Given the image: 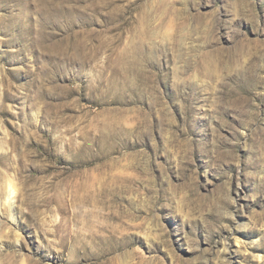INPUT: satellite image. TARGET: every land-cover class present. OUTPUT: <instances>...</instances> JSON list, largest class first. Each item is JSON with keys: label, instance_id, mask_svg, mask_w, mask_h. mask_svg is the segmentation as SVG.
Segmentation results:
<instances>
[{"label": "rangeland", "instance_id": "rangeland-1", "mask_svg": "<svg viewBox=\"0 0 264 264\" xmlns=\"http://www.w3.org/2000/svg\"><path fill=\"white\" fill-rule=\"evenodd\" d=\"M0 264H264V0H0Z\"/></svg>", "mask_w": 264, "mask_h": 264}, {"label": "bare ground", "instance_id": "bare-ground-1", "mask_svg": "<svg viewBox=\"0 0 264 264\" xmlns=\"http://www.w3.org/2000/svg\"><path fill=\"white\" fill-rule=\"evenodd\" d=\"M6 190H7V197H6V199H7V202L9 203V204H11V202H12V200H13V195H14V193H15V188L9 183L8 185H7V188H6Z\"/></svg>", "mask_w": 264, "mask_h": 264}]
</instances>
